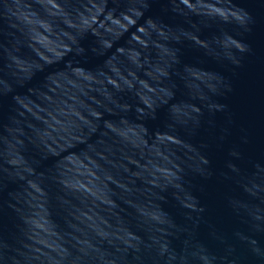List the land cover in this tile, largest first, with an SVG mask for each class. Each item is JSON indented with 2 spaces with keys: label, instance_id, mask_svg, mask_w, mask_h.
Masks as SVG:
<instances>
[{
  "label": "clouds",
  "instance_id": "9594fccd",
  "mask_svg": "<svg viewBox=\"0 0 264 264\" xmlns=\"http://www.w3.org/2000/svg\"><path fill=\"white\" fill-rule=\"evenodd\" d=\"M258 28L264 0H0V264H264V105L230 103Z\"/></svg>",
  "mask_w": 264,
  "mask_h": 264
},
{
  "label": "water",
  "instance_id": "95a60500",
  "mask_svg": "<svg viewBox=\"0 0 264 264\" xmlns=\"http://www.w3.org/2000/svg\"><path fill=\"white\" fill-rule=\"evenodd\" d=\"M258 54L264 53V29L258 28L253 37ZM191 54H189L190 56ZM224 71L223 69H218ZM237 91L230 103L241 117V120L258 132L261 108L264 105V80L258 60H253L248 67L235 77ZM219 160V156L217 157Z\"/></svg>",
  "mask_w": 264,
  "mask_h": 264
}]
</instances>
